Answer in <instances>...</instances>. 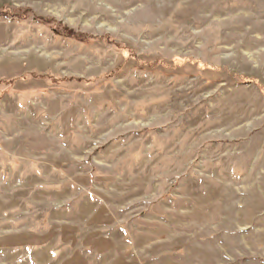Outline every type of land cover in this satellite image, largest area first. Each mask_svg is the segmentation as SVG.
Returning <instances> with one entry per match:
<instances>
[{
    "label": "rangeland",
    "instance_id": "1",
    "mask_svg": "<svg viewBox=\"0 0 264 264\" xmlns=\"http://www.w3.org/2000/svg\"><path fill=\"white\" fill-rule=\"evenodd\" d=\"M0 264H264V0H0Z\"/></svg>",
    "mask_w": 264,
    "mask_h": 264
}]
</instances>
